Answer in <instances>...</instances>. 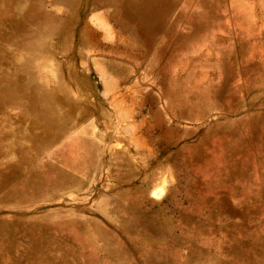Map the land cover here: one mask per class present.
I'll use <instances>...</instances> for the list:
<instances>
[{
	"label": "rangeland",
	"instance_id": "rangeland-1",
	"mask_svg": "<svg viewBox=\"0 0 264 264\" xmlns=\"http://www.w3.org/2000/svg\"><path fill=\"white\" fill-rule=\"evenodd\" d=\"M0 264H264V0H0Z\"/></svg>",
	"mask_w": 264,
	"mask_h": 264
}]
</instances>
